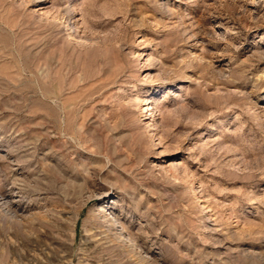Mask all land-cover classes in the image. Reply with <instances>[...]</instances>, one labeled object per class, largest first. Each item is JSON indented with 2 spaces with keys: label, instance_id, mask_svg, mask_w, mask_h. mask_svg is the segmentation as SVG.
<instances>
[{
  "label": "rangeland",
  "instance_id": "obj_1",
  "mask_svg": "<svg viewBox=\"0 0 264 264\" xmlns=\"http://www.w3.org/2000/svg\"><path fill=\"white\" fill-rule=\"evenodd\" d=\"M0 264H264V0H0Z\"/></svg>",
  "mask_w": 264,
  "mask_h": 264
},
{
  "label": "bare ground",
  "instance_id": "obj_2",
  "mask_svg": "<svg viewBox=\"0 0 264 264\" xmlns=\"http://www.w3.org/2000/svg\"><path fill=\"white\" fill-rule=\"evenodd\" d=\"M88 191L89 192H88L87 198H86L87 200H85L86 202H88L89 200L94 199V198L99 199L100 211H99V215H98V221L96 220V222H97L96 228H98V229L106 228L107 233L110 234L109 239L111 240V243L115 241V242H118L119 244H124L128 251L135 253L137 251V249H139V247L136 243L137 241L135 242V240L131 236L127 225L125 224L124 220L122 219V216L120 214H118V212H116L115 203L109 202V199H110L109 192H107L101 188L99 189L97 187H95L93 189L91 188ZM91 238L92 239L96 238V235L93 234L91 236ZM100 241L96 240V241H94V244H96L97 246L99 245L100 247H103L105 249L109 248V247H105V245H107L108 242H107V244L104 243L105 245H103V244H100ZM138 251H140V250H138ZM141 259L139 258L138 262H141Z\"/></svg>",
  "mask_w": 264,
  "mask_h": 264
}]
</instances>
